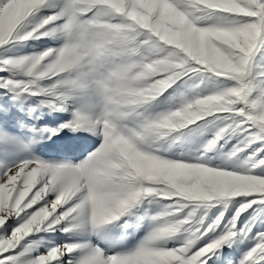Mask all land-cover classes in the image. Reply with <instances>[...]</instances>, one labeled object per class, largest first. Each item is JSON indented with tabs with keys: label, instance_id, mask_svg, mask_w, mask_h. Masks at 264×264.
I'll use <instances>...</instances> for the list:
<instances>
[{
	"label": "snow or ice",
	"instance_id": "obj_1",
	"mask_svg": "<svg viewBox=\"0 0 264 264\" xmlns=\"http://www.w3.org/2000/svg\"><path fill=\"white\" fill-rule=\"evenodd\" d=\"M0 264H264V0H0Z\"/></svg>",
	"mask_w": 264,
	"mask_h": 264
}]
</instances>
